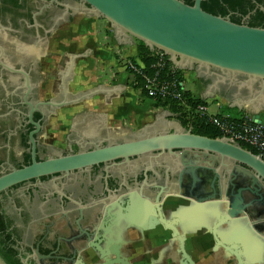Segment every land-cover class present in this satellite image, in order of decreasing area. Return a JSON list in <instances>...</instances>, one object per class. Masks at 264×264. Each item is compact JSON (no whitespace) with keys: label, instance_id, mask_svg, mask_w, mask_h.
<instances>
[{"label":"flooded vegetation","instance_id":"flooded-vegetation-1","mask_svg":"<svg viewBox=\"0 0 264 264\" xmlns=\"http://www.w3.org/2000/svg\"><path fill=\"white\" fill-rule=\"evenodd\" d=\"M182 1L193 5L195 0ZM213 1L201 0L200 6L215 10L218 16L223 13L224 18L234 23L264 28V0H218L237 2L233 7L227 3L215 5ZM89 8L84 0H0V176L30 165L33 159L43 161L93 149L95 145L136 141L163 129L160 121L147 128L149 124L131 129L97 127L78 113L67 125L60 122L57 129L51 128V120L59 117L60 110L75 105L57 107L48 102H68L75 92L69 81L65 96L61 77L66 73L70 55L83 51L75 41L68 45L65 42L75 38L88 19H96L87 16ZM49 80L51 86L45 95L43 90ZM210 81L199 80L202 87ZM175 159L154 151L130 156L128 160L116 159L42 175L0 191V256L7 264H96L100 259L95 244L101 236L120 243V252L121 237H143L160 229L169 231L172 238L170 230L161 224L148 227L153 217L144 220L138 217L144 215V204L150 209L147 200L153 202L161 187L168 186L200 194L205 199L213 194L227 201L242 197L239 216L232 223L244 227L261 244L259 258L250 264H264V181L232 162L220 165L215 161L212 167L218 176L214 179L212 171L200 173L205 181L200 185L202 192H196L190 185L192 178L187 175L182 181L176 175L165 181L166 162L173 167ZM230 172L237 175L232 181L233 188ZM193 199L165 197L161 204L164 217L172 216L165 214L164 200L174 202L176 213L183 206H191ZM219 206L224 212L225 207ZM178 229L185 234L186 248L188 236L181 225ZM185 229L191 231V238L209 236V264H237L233 255L216 247L208 229ZM174 241L178 252V243ZM235 249L242 252L244 260L245 248ZM186 251L190 254L187 248ZM244 264L248 263L244 260Z\"/></svg>","mask_w":264,"mask_h":264},{"label":"water","instance_id":"water-1","mask_svg":"<svg viewBox=\"0 0 264 264\" xmlns=\"http://www.w3.org/2000/svg\"><path fill=\"white\" fill-rule=\"evenodd\" d=\"M84 1L90 5L86 10L87 16L107 20L119 44L136 39L143 42L149 51L156 48L162 50L178 69L194 72L199 80L211 79L203 87L204 96L201 99L217 96L230 102L229 106L238 110L248 107L252 120L260 123L259 113L264 110V28L237 24L228 18L206 12L200 6L201 0H195L193 5H188L182 0ZM78 56L80 54L70 55L66 73L61 77V87L65 96L68 94L69 79L74 74V60ZM118 88L120 86L104 88L99 85L72 94L68 102L56 103L50 100L48 104L57 107L75 104L98 93L109 95ZM155 123L156 121L146 125V128L154 126ZM169 125L167 122L160 124L163 127L161 131H155L136 141L95 145L93 149L79 150L77 153L43 161L33 159L30 165L12 169L1 175L0 191L42 175L68 172L116 159L128 160L130 156L154 151L176 158L173 167L166 162L164 167L166 182L170 175L172 177L176 175L179 181L187 175L192 178L190 185L196 192H202L200 185L205 181V176L200 177V173L206 175L208 171H212L214 179L218 176L217 170L212 167L215 161L220 165L232 162L238 165L240 170L246 173L253 172L264 181V161L250 150L223 136L210 138L195 134L181 124L169 130ZM236 178L237 175L230 172L232 188L234 187L232 181ZM173 182L170 180V183ZM168 196L196 198L193 199L191 206H183L176 213L173 208L174 202L164 200V207L167 209L164 211L165 214L172 215L166 218L162 213L161 204ZM140 198L138 196V200ZM208 198L205 199L200 194L170 189L168 186L161 187L153 202L147 200L150 209L144 204L142 206L144 215L138 217L141 220L153 217L148 227L161 224L163 228L170 230L172 238L168 235L169 231L160 232V229H154L143 237H121L123 244L120 252V243L101 236L96 239L95 244L100 259L96 264H195L194 260L197 264H209V236L199 235L191 238V231L185 228L198 231L202 228L205 231L208 229L216 247H221L233 255L237 264H244V260L248 264L257 261L261 244L256 238L251 237L244 227L232 223L239 216V205L243 198L238 195L227 201L217 199L214 194ZM208 203L210 206L207 207ZM219 204L225 207L224 212L219 210ZM154 213L156 217L153 216ZM107 214L112 218L109 213ZM178 225L182 226L188 236L186 248L190 254L185 248V234L180 232ZM222 225L225 226L221 227ZM173 239L178 243L180 256ZM236 246L245 248L244 260L242 252L235 249ZM0 264H7L1 256Z\"/></svg>","mask_w":264,"mask_h":264},{"label":"crops","instance_id":"crops-1","mask_svg":"<svg viewBox=\"0 0 264 264\" xmlns=\"http://www.w3.org/2000/svg\"><path fill=\"white\" fill-rule=\"evenodd\" d=\"M94 18H96L95 20L103 19ZM88 20V23L77 31L78 35L75 38H69L65 42L68 45L72 41H75L77 47L83 51V53H80V56L76 57V59L81 58L77 62L76 59L74 60V74L69 81L71 83L70 86L77 84L79 88L77 91L72 92V94L86 91L99 85L104 88L113 86H120V88L109 95L98 93L90 99L75 103L71 108L60 110L59 117H54L51 120L52 128L57 129L61 126L59 125L60 122H62V125H67L75 113L84 114L85 116L82 119H87L88 122L91 120V122L95 123L94 126H105L111 129H131L160 121L161 125L166 122L169 123V130H173L174 127L181 124L176 117V113L171 109L161 105L157 106L140 89L134 90L131 85L130 75L123 67H118L116 59L112 57L111 53L114 52L116 55H119V59L126 57L139 59L140 56H138L137 50L139 40L134 39L132 42H127L126 44H119L115 40L113 29L107 20L103 19L106 21V25L99 30L93 28L95 24L93 19ZM55 62L56 64L60 63L59 60H55ZM188 72L192 75V81L195 84V92L191 90L190 92L200 98L203 97L204 88L200 85L199 79L194 72ZM51 82L52 80H49V83L46 84L43 90L46 93L45 95L49 91ZM209 99L216 102L217 110L213 112L225 109L232 110L234 114L241 113L244 110L250 112L248 107H243L242 110L230 107V102L217 96L210 97ZM259 119L264 126V110L260 111ZM62 128L64 127L62 126Z\"/></svg>","mask_w":264,"mask_h":264},{"label":"built area","instance_id":"built-area-1","mask_svg":"<svg viewBox=\"0 0 264 264\" xmlns=\"http://www.w3.org/2000/svg\"><path fill=\"white\" fill-rule=\"evenodd\" d=\"M149 61L141 58H124L123 68L130 75L131 85L155 102L176 103L183 116L199 120L214 127L223 137L241 147L255 150V155L264 161V126L252 120L244 110L236 116L221 111L210 112L207 99H201L185 87V72L175 67L168 55L160 49L150 51ZM189 92V96H186ZM201 99L203 102H195ZM246 149V148H245Z\"/></svg>","mask_w":264,"mask_h":264},{"label":"trees","instance_id":"trees-1","mask_svg":"<svg viewBox=\"0 0 264 264\" xmlns=\"http://www.w3.org/2000/svg\"><path fill=\"white\" fill-rule=\"evenodd\" d=\"M213 3H215V5H220L222 3H227L230 6H235V4L237 2H229V1H223L220 2L218 0L213 1ZM190 5V4H188ZM206 5V4H205ZM202 9L206 12H209L211 14L216 15V11L212 10V9H208L204 6V4L202 5ZM220 16L223 17V13H220ZM237 23V22H236ZM250 26V25H249ZM254 27V26H252ZM137 50H138V56H140V58L145 61L148 62L149 61V57H150V51L149 49L143 44V42L139 41L138 46H137ZM186 96H189V92L185 93ZM195 102H203L201 99H196ZM155 104L157 106H164L168 109H171L173 112L176 113V115L178 116V118L180 119V123L182 124V126H184L185 128H190L191 131L195 134H199V135H203V136H207L210 138H217V137H221V134L211 125L209 124H204L203 122L199 121V120H190V119H186L183 116V113L180 111L179 106L176 103L173 102H155ZM247 150H250L252 153H255V150L249 148V147H244Z\"/></svg>","mask_w":264,"mask_h":264},{"label":"rangeland","instance_id":"rangeland-1","mask_svg":"<svg viewBox=\"0 0 264 264\" xmlns=\"http://www.w3.org/2000/svg\"><path fill=\"white\" fill-rule=\"evenodd\" d=\"M93 21L95 22V24H94V26H93V28L95 29V30H99L100 28L102 29L103 28V26L104 25H106V21L105 20H103V19H101V20H95V19H93ZM92 22V21H91ZM100 26V27H99ZM139 43V42H138ZM111 55H112V57L114 58V59H116V61H117V66L118 67H123V64H124V58H120L119 59V55H116V53H114V52H112L111 53ZM190 73L188 72V71H186L185 72V77H186V80H185V87H186V89H188V90H191V91H193V92H195V84L193 83V79H192V75L190 74ZM80 87H81V85H80ZM78 88H79V86L76 84H72V86H70V89L72 90V91H77L78 90ZM134 88V87H133ZM138 88H134V90H137ZM206 102H207V104H208V109H209V111H216L217 110V106H216V102H213L211 99H207L206 100ZM79 107V106H78ZM72 113H73V111H71ZM71 112H69L70 114H72ZM221 112L222 113H228L229 112V114L230 115H232V116H236L237 114H234V112L232 111V110H229V109H225V110H221ZM68 114V113H67ZM66 124V123H65ZM51 128H52V126H51ZM56 133V132H55Z\"/></svg>","mask_w":264,"mask_h":264}]
</instances>
